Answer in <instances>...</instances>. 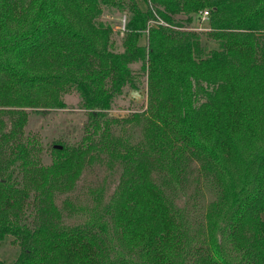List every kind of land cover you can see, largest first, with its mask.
Masks as SVG:
<instances>
[{"label": "trees", "instance_id": "1", "mask_svg": "<svg viewBox=\"0 0 264 264\" xmlns=\"http://www.w3.org/2000/svg\"><path fill=\"white\" fill-rule=\"evenodd\" d=\"M105 2L129 15L123 52L113 27L97 22L100 0H0V131L6 111L18 114L0 137V244L11 239L18 253L0 264H264V0ZM204 11L212 48L173 28ZM136 64L149 83L146 146H121L107 112L124 88H138ZM73 92L87 115L83 139L54 146L45 165L38 136L25 134L29 110L64 108ZM95 151L123 165L107 207L113 230L64 226L54 194L73 189ZM189 160L223 181L220 242L214 228L189 240L183 213L153 179L163 164Z\"/></svg>", "mask_w": 264, "mask_h": 264}, {"label": "rangeland", "instance_id": "2", "mask_svg": "<svg viewBox=\"0 0 264 264\" xmlns=\"http://www.w3.org/2000/svg\"><path fill=\"white\" fill-rule=\"evenodd\" d=\"M100 12L97 22L105 28L113 27L111 42L115 48L123 52V43L128 32L121 31L123 19H128L127 11L122 12L116 6L105 0H100ZM185 20L186 17H179ZM181 21V20H180ZM150 25H154L151 24ZM180 33H194L207 42L211 31L209 20L196 17L190 25L182 28L173 27ZM146 44V41L143 40ZM137 89L129 87L116 95L112 108L107 112L108 118L114 120L113 140L121 146H146L145 129L149 117V83L148 77L141 71V65L133 67ZM203 98L198 102L201 104ZM66 106L52 110L46 114L43 111H30L29 123L25 128L26 135H37L42 145L41 158L45 165H51L53 148L59 143L75 146L84 136V126L87 120L86 111L81 106V97L72 93L65 97ZM9 111V110H8ZM18 118L16 113L3 114L5 126L0 131V137L9 133L13 121ZM4 160H9L10 147L6 146L2 153ZM123 165L108 154L93 152L86 159L83 172L73 189L56 192L54 203L62 214V224L67 227L84 226L92 223H103L113 230L107 220V207L115 196L121 182ZM219 177V176H218ZM153 179L162 188L171 203L180 210L185 218V228L192 242L208 236L212 228L216 230L218 241H221V225H224L226 209L223 207V181L213 179L201 169V164L189 160L178 169L163 164L153 173ZM32 210L27 211V218ZM203 236V237H204ZM13 240L0 244V260L11 262L18 253V247ZM120 256L129 257V251L116 242ZM137 259L135 255H130Z\"/></svg>", "mask_w": 264, "mask_h": 264}, {"label": "built area", "instance_id": "3", "mask_svg": "<svg viewBox=\"0 0 264 264\" xmlns=\"http://www.w3.org/2000/svg\"><path fill=\"white\" fill-rule=\"evenodd\" d=\"M209 16H210L209 11H204L201 13L200 17H201V20H208ZM152 24H154V25L160 24V25H163L166 27H170V25H168L167 23H165L163 21H161V22L153 21ZM120 28H121V31H123L124 33L127 32V19L126 18L123 19V22H122Z\"/></svg>", "mask_w": 264, "mask_h": 264}]
</instances>
